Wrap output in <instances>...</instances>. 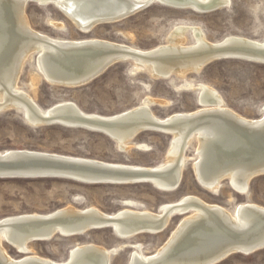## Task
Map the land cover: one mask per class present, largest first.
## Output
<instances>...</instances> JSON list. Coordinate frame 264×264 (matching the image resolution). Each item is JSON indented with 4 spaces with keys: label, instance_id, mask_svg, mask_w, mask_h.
Returning <instances> with one entry per match:
<instances>
[{
    "label": "rangeland",
    "instance_id": "1",
    "mask_svg": "<svg viewBox=\"0 0 264 264\" xmlns=\"http://www.w3.org/2000/svg\"><path fill=\"white\" fill-rule=\"evenodd\" d=\"M29 1V0H28ZM26 1L24 12L30 26L50 37L81 39L100 38L137 49H150L167 42L172 27L177 24L198 25L209 41L229 35L264 39V0H230L225 7L212 12L173 8L159 3L140 10L130 17L113 23L95 26L84 33L53 5ZM195 42L190 31L184 44ZM36 52L23 61L17 87L27 92L43 109L64 100L72 101L87 113L112 115L139 105L144 98L156 100L149 104L154 115L163 118L174 112L192 111L198 105V83L216 89L225 106L246 118H258L264 105V64L241 60L221 59L208 62L199 71L184 77L154 78L146 69L131 72L132 61H120L91 82L66 87L46 81L36 67ZM185 80L192 87L184 86ZM159 102V103H158ZM200 103V102H199ZM171 134L140 131L132 144L119 149L112 138L88 129L63 125H29L20 109L0 111V151L29 149L64 155L81 156L108 162L156 166L164 162ZM195 142L187 147L178 187L163 191L151 183L82 184L58 178L0 179V218L24 213H48L71 205L78 209L95 207L113 214L123 208L158 212L160 205L194 195L208 203L218 204L233 212L241 203L264 206V175L250 179L245 193L235 192L227 179L217 191L207 190L196 180L193 171ZM184 216H173L166 229L158 234L141 233L132 238H120L111 227L96 228L84 234L28 244L27 252L3 243L13 258L38 255L55 261L68 257L72 247L92 243L106 249L118 248L109 259L110 264H128L130 252L140 245L143 253L154 252ZM125 245L120 249L119 245ZM127 244V245H126ZM217 264H264V249L249 255L234 253Z\"/></svg>",
    "mask_w": 264,
    "mask_h": 264
},
{
    "label": "bare ground",
    "instance_id": "2",
    "mask_svg": "<svg viewBox=\"0 0 264 264\" xmlns=\"http://www.w3.org/2000/svg\"><path fill=\"white\" fill-rule=\"evenodd\" d=\"M26 1L28 0H0V111L20 109L26 122L32 126L45 125L40 115H53L56 112V110L51 111L54 107L59 108L57 111L71 114V116L78 113L87 118H101L102 120L116 118L126 112H136L134 114L140 118L143 116L153 123H141L137 118H134L133 123L126 122L125 125L119 127L118 131L113 133L112 139L119 149L124 150L129 144H132L133 135L138 134L140 132L138 129L142 126L146 127V130L171 134V139L164 162L156 166L108 162L29 149H7L0 151L1 153L30 151L143 171H159L160 173L157 175H141L130 178L126 184L151 183L160 190L172 191L179 185L182 168L188 160L187 147L194 141V175L197 182L207 190L217 191L221 181L227 179L235 192L243 194L248 190L250 179L257 175V172L262 171L264 174V168L256 169L250 174L239 168L243 167L244 163H252L250 159L253 156L251 154L244 157L245 162L241 165L230 167V163L235 162L240 156L239 154L242 153L243 149H237L240 146L239 141L242 146H247L250 140L245 138L247 135H243L244 137L235 134L227 135L223 128L227 122L226 116L229 115L235 120L247 124H257L260 121V127L264 130V112L258 118H246L239 115L226 107L219 92L208 84H197L199 88L197 100L202 103L201 108L174 112L163 118L153 114L149 104L155 103L156 100L149 97L144 98L139 105L112 115L84 112L76 103L68 100L60 101L43 110L27 92L20 90L16 85L24 59L33 52H36L35 63L38 73L46 81L55 85L76 87L81 86L78 85L79 83L85 84L86 81L90 80L88 77L100 69L104 63L105 56L98 54L99 52L93 48L94 44L111 45L126 51L117 56L128 58L133 62L131 72L144 68L154 78H169L173 75L184 77L188 73L197 72L208 62L214 60L243 59L264 64V39L259 41L244 36L229 35L218 41H209L198 25L183 23L172 27L166 38V43L150 49H137L100 38L66 39L50 37L30 26L24 12ZM32 1L44 6L48 5L46 4L48 1L60 3L70 0H29L28 2ZM150 1H152L151 4L159 3L173 8L192 9L196 12H203L200 9L206 7H213L214 10H217L227 6L230 2V0H132L136 4L134 8H141ZM204 3L207 4L206 7L202 6L201 8L200 4ZM126 6L127 2L122 0H92L74 3L71 8H75V11L72 14L68 12L67 8H64L63 11L80 31L87 33L95 26L103 24L97 23L98 21L113 17L106 18L99 15L124 9ZM188 31L195 39L192 44H184ZM47 41L57 45L70 46L65 47V51H61ZM252 49L259 50L260 54H255ZM62 71H68V73L63 74ZM70 73H86L87 75L81 76L79 79V77L71 78ZM58 74L64 76H58ZM66 76L69 77L66 78ZM192 85L185 80L184 86L192 87ZM262 108L264 110V105ZM197 116L198 119L200 118L199 120L196 119ZM194 117L195 119H189ZM53 119L64 121L63 124L73 122L63 118L55 117ZM102 129L104 132H108L106 128ZM249 166L245 167L251 168L256 165L249 164ZM215 209L220 213L213 211ZM57 210H64L70 214L85 212L87 216L84 217L83 221L91 219V223L99 226L98 228H105L107 223H112L111 228L122 239L132 238L141 233H161L173 216L184 213L167 239L154 252L143 253L141 246L136 245L135 249L130 252L128 264H208L205 256H207L209 248L206 249L205 243L210 241L213 236L228 238L229 236H253L257 231V227L253 226L257 217L255 210L264 211V206L245 202L238 204L233 212H230L218 204L203 201L198 196L184 195L176 201L163 203L158 212L123 208L113 214H108L95 207L78 209L68 205L48 213L33 212L6 216L0 218V221L3 219L6 223L19 215L47 216ZM186 211L189 212L185 213ZM55 227L61 229L66 235L74 229L80 231L72 236L87 232L83 231L85 229L82 226L67 231V228H63L62 221ZM30 229L32 227L29 225L14 226L11 224L0 229V257L4 262L12 264L21 262V260H32L46 264H110L111 255L118 250V248L106 249L92 243H85L72 247L68 257L62 261H55L38 255H26L21 258L11 257L6 252L2 241L7 238L8 242L16 249L27 252L29 243L27 242V235L24 236V234ZM10 234H23V236L15 241L9 238L12 236ZM260 237H263L264 240V233ZM119 246L121 249L125 245ZM238 248L245 251L249 249L246 246H238ZM241 254L249 255L252 253Z\"/></svg>",
    "mask_w": 264,
    "mask_h": 264
},
{
    "label": "water",
    "instance_id": "3",
    "mask_svg": "<svg viewBox=\"0 0 264 264\" xmlns=\"http://www.w3.org/2000/svg\"><path fill=\"white\" fill-rule=\"evenodd\" d=\"M81 1H92V0H70L60 3L55 2H46L48 5H53L56 7L65 17V11H63L64 8H67L71 14L74 13L75 8H71L74 3H78ZM127 2V6L124 9H119L114 12L105 13L104 16L106 18H109V16H113L110 19H104L101 21H98L97 23H108V22H117L120 20H124L131 15L137 13L139 9H144L148 7L152 1L145 4L143 7L134 8L136 4L132 2V0H122ZM206 3L200 4V7L202 6L206 7ZM139 8V9H138ZM200 10H203V12H212L214 8H202ZM68 18V17H67ZM69 19V18H68ZM50 45L54 46L56 49L65 51V47L70 46H62L57 45L52 42L47 41ZM78 45V44H76ZM73 47H79V46H73ZM94 49H96L98 54L101 56H105V59L103 60V64L101 65L100 69H98L94 74H92L90 77H88L90 80L86 81L85 84L91 82L98 76H100L104 71H106L109 67L112 65L120 62L125 61L127 58L125 57H118L121 53H125L126 51L119 49L117 47L111 46V45H104V44H94ZM255 54H260L259 50L252 49ZM118 55V56H117ZM102 69V71H101ZM63 74H67L68 71H62ZM71 74V73H70ZM71 78H77L82 76H86L87 74H80V73H72ZM58 76H62L58 74ZM64 76V75H63ZM62 76V77H63ZM69 76H66V78ZM78 85H84V83H79ZM198 105H202V103L198 102ZM57 107L52 108V112L56 110V112L53 115L50 116H43L40 115V118L44 121L45 125H63L68 128H78V129H88L92 132H104L102 128H106L108 132H104L108 137L113 139V133H116L118 131L117 129L123 125H125L126 122H134V118H137L138 121H141V123L147 122V123H153V121H148L146 118L142 116L140 118L137 114H134L136 112H126L122 115L117 116L116 118H110L108 120H102L101 118H87L83 116L82 114H76L71 116V114L65 113V112H59L57 111ZM261 113L264 112V110L260 111ZM63 118L70 121H73L70 124H63L62 121L53 119V118ZM196 117V116H195ZM189 118V119H195ZM227 122L225 124V131L227 132V135L235 134L238 136L247 135L245 138L250 140L248 142L247 146H242L241 142L239 141V145L237 149H243L242 153L239 154L240 156L238 159L230 163V167L241 165L244 161V157L247 155L250 156V154L253 156L250 159L252 163L249 162V164H255L256 166L247 168L245 166H249V164L243 165V167H239L243 169L247 174H250V172L264 168V130L260 127L261 124L260 121L257 124H247L245 122H241L238 120H235L233 117L227 115ZM198 119V116L197 118ZM200 119V118H199ZM198 119V120H199ZM155 123V122H154ZM200 124V122H198ZM91 125V126H89ZM223 126V124H222ZM221 126V127H222ZM147 128L142 126L138 129V131H145ZM135 135H137L135 133ZM133 135V137H135ZM244 137V136H243ZM245 148V150H244ZM228 149V148H227ZM247 161V160H246ZM250 167V166H249ZM159 171H143L138 169H132L128 167H120V166H114L110 164H103L98 162H92V161H84V160H75L71 158L61 157V156H55L50 154H42L38 152H30V151H13V152H0V179H7V178H26V179H34V178H58V179H67L74 182L82 183V184H126L130 181V178L141 176V175H157L159 174ZM264 175L262 171L257 172V176ZM217 211V213H220L217 209L213 210ZM256 212V219L253 222V226L257 227V231L253 236H237V237H220V236H213L210 241L205 243L206 249L209 248L207 256H205V260H207L208 264H217L224 259H226L228 256L234 254V253H254L259 250L264 249V240L260 237L262 233H264V211H257ZM189 211H186L187 213ZM184 214V213H183ZM87 216L85 212H78V213H68L64 212V210H57L51 214H48L47 216H32V215H19L13 217L9 222L4 223V220L0 221V229L6 227L8 224L14 225V226H21V225H29L32 227L25 235H27V242H35V241H47L50 240L56 236H72L80 231H75L78 229L79 226H82L83 231L93 230L98 228L96 224L91 223V219L88 221H83L84 217ZM12 221V222H11ZM63 222V228L66 229H74L72 231H69V234H65L61 229L55 227L58 223ZM112 221V220H111ZM108 225H104L106 227H111L110 225L112 223H107ZM225 225V224H223ZM167 226L163 228L166 229ZM81 229V228H80ZM82 231V230H81ZM9 238L17 241L20 236H23V234H10ZM9 240L6 238L2 241V243H7L11 245ZM238 246H246L249 249L243 250L241 248H238ZM218 247V248H217ZM215 250V251H214ZM22 253V251L18 250ZM210 253V255H209ZM0 264H7L4 262V260L0 257ZM12 264H46L41 263L39 261H32V260H21V262L18 263H12Z\"/></svg>",
    "mask_w": 264,
    "mask_h": 264
}]
</instances>
